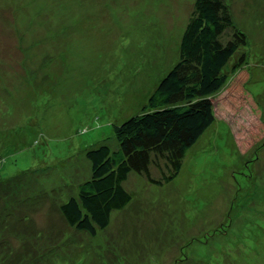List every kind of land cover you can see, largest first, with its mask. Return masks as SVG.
I'll use <instances>...</instances> for the list:
<instances>
[{
  "label": "rangeland",
  "instance_id": "1",
  "mask_svg": "<svg viewBox=\"0 0 264 264\" xmlns=\"http://www.w3.org/2000/svg\"><path fill=\"white\" fill-rule=\"evenodd\" d=\"M194 1L0 0V264H264V0H226L251 94L212 98L179 175L132 172V201L94 237L56 210L179 61Z\"/></svg>",
  "mask_w": 264,
  "mask_h": 264
},
{
  "label": "trees",
  "instance_id": "2",
  "mask_svg": "<svg viewBox=\"0 0 264 264\" xmlns=\"http://www.w3.org/2000/svg\"><path fill=\"white\" fill-rule=\"evenodd\" d=\"M247 40L226 0L194 1L179 61L158 83L143 112L113 125L114 146L103 141L86 151L91 176L56 209L65 225L94 237L110 225L114 211L132 201L125 188L132 172L158 185L179 175L188 150L216 120L212 98L224 89L250 93L251 72L240 51Z\"/></svg>",
  "mask_w": 264,
  "mask_h": 264
}]
</instances>
